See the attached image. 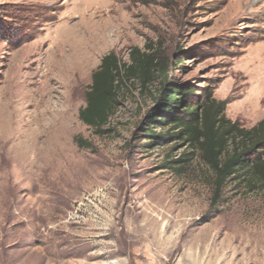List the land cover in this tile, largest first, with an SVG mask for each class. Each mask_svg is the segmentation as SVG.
I'll return each mask as SVG.
<instances>
[{"label":"rangeland","instance_id":"obj_1","mask_svg":"<svg viewBox=\"0 0 264 264\" xmlns=\"http://www.w3.org/2000/svg\"><path fill=\"white\" fill-rule=\"evenodd\" d=\"M90 1L0 0V264H264V187L240 177L213 202L198 149L147 119L159 85L124 81L100 134L78 119L101 58L137 50L168 63L188 104L209 96L253 127L264 0H100L106 39L85 56L54 39Z\"/></svg>","mask_w":264,"mask_h":264},{"label":"trees","instance_id":"obj_2","mask_svg":"<svg viewBox=\"0 0 264 264\" xmlns=\"http://www.w3.org/2000/svg\"><path fill=\"white\" fill-rule=\"evenodd\" d=\"M167 65L164 59L137 50L131 53L129 64H121L112 52L104 55L91 75L79 121L100 134L119 103L124 81L134 79L142 88L156 83L159 88L147 119L151 125L173 124L180 137L198 149L210 173L213 202L229 182L240 177L248 188L264 187V119L244 128L225 117L223 102L206 96L201 103L188 104L186 98L194 91L167 85Z\"/></svg>","mask_w":264,"mask_h":264},{"label":"bare ground","instance_id":"obj_3","mask_svg":"<svg viewBox=\"0 0 264 264\" xmlns=\"http://www.w3.org/2000/svg\"><path fill=\"white\" fill-rule=\"evenodd\" d=\"M82 6L85 8V10H92L93 12L92 15L87 18L83 17L82 22H80L76 27H69L68 24L66 25L63 24L64 25L63 27L61 25L60 28L63 31L60 33L58 38L56 37L54 39V42L57 41L63 44L65 42H70V41L72 42L74 40L72 43L73 44L75 43V45L78 43L82 51L84 50L83 55L87 56V54L89 53L88 52L89 47H91L93 43L99 44V42L101 43L106 39L105 29L101 26L102 24L99 25L97 22H93L92 20L93 15H95L99 9L103 8L104 4L103 3L101 4L100 0H91L90 2L83 3ZM244 13L245 12L243 11L238 12V14L235 15L234 18H232L231 20L242 18V16L246 14ZM74 14L75 12L70 11L67 14L66 19H68L70 16ZM84 19H88V22H83ZM63 22H67V21H63ZM98 44H96L95 46L97 47Z\"/></svg>","mask_w":264,"mask_h":264}]
</instances>
